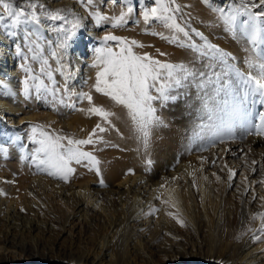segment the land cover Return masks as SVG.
<instances>
[{
	"label": "bare ground",
	"instance_id": "6f19581e",
	"mask_svg": "<svg viewBox=\"0 0 264 264\" xmlns=\"http://www.w3.org/2000/svg\"><path fill=\"white\" fill-rule=\"evenodd\" d=\"M180 1L189 16L210 22L207 26L197 20L193 26L210 44L229 53L227 62L204 48V42L191 41L200 51L187 48L186 52L174 42L148 40L147 54L165 63L183 64L197 73L172 90L170 94L177 96L174 102L163 108L155 105L164 123L152 127L147 156L143 157L147 165L151 158L156 160L153 169L144 172L137 160L139 152L136 156L133 145H125L124 160L112 163L104 176L101 173L107 185H94L92 179L65 185L58 177L39 173H26L16 180L10 168L14 163L4 161L7 153H24L28 138L33 139L22 126L30 118H19L23 80L15 49L22 43L24 31H31V17L43 20V32L58 48L54 55L63 60L58 86L65 85L70 94L76 93L89 73L84 48H92L88 39L96 34L94 14L76 0H0V264H264V221L253 219L264 213V183H260L264 180V136L257 135L255 127L240 124L234 127V138H225L223 143L213 135L233 95L242 98L247 88L229 66L247 75L252 70L249 62L264 60V32L253 42L251 29L244 23L247 15L237 16L232 25L222 18L219 9L231 15L230 9L242 10L241 0H200L205 8L199 0ZM245 2L259 4V0ZM5 3L13 12H25L18 24H13ZM33 4L34 8L28 7ZM262 10L264 6L251 8L254 16ZM52 13L68 18L71 24L78 22L86 38L72 36L71 46L63 47L62 25L49 21ZM259 23L264 27V17ZM245 111L251 114V125L264 124L259 115L264 113V103L258 96H247ZM114 113V123L119 120L117 124H121H112L119 128L115 129L117 134L122 128L119 132L123 136L134 135L130 120L116 110ZM95 118L94 122L72 117L45 119L51 127L81 135L95 128V123L101 124ZM119 157L116 160L122 159ZM128 164L135 168L127 169ZM26 166L29 172V163ZM230 169L236 173L231 180Z\"/></svg>",
	"mask_w": 264,
	"mask_h": 264
},
{
	"label": "rangeland",
	"instance_id": "374dc122",
	"mask_svg": "<svg viewBox=\"0 0 264 264\" xmlns=\"http://www.w3.org/2000/svg\"><path fill=\"white\" fill-rule=\"evenodd\" d=\"M60 1H66V0H60ZM76 1H78L82 5H85V8L87 10L91 9L92 13L94 14V26H95V33H96L94 35L95 37H90L88 39L89 41L88 43L92 46L91 50H88L87 47L84 48V51H85L84 58L89 59L88 66H87L89 73L87 77L84 78V81L82 84L83 87L81 86L82 88H80L81 89L80 91H84V92L78 91L79 93L71 92L70 94L69 93L70 91L65 87V85L58 86L59 83L56 80L59 79L60 76L62 78L63 60L57 59L56 55H54L58 53V48L55 49V46L53 45V43H51L52 42L51 37L47 38L46 33L43 32V31H46L45 30L46 28L42 26L44 21L41 20L40 18L38 19V21L34 19L33 20L34 22L32 20L31 21L29 20V26L32 29L30 32H27L26 30L24 31L23 36L21 38L22 43L19 42L20 44H18L15 49L16 55L18 57V62H19V67H18L19 74L23 80V82H21L20 84V92L23 94L24 99H23V105H21L22 109L19 111L20 112L19 118H22V117L30 118L29 121H26V122L23 121L22 126L25 127L24 133L28 132L29 136L32 135V138H33V139H31V137L28 138L29 142L26 144L24 148L25 154L23 152H20L18 155H16L15 153H7L6 155H9V156L4 157L5 159L4 161L8 163L9 162L14 163V165L10 166V168L12 167L11 168L12 169L11 171H13L12 176L16 180L22 179V177L25 176L26 173H28V175L31 174L32 176H36L37 173H39L40 175H43L44 177L48 175V171L43 166L37 167L39 164V162L37 161L38 157L36 158V160H33L34 159L33 157L36 155L34 154L36 153V149H34V147L37 145V147L35 148H38L39 146V144L34 139L38 140L40 138L39 132L41 130L49 135H60L64 137H71L73 139H86L88 136L87 134L92 132V130L94 129L93 127H91V129L88 128L84 130V133L82 132L81 135L80 134L76 135L74 133H71L69 130H66L64 127L57 128V129L54 128L53 126L51 127L50 123H48V121H46L45 119L48 116H51L53 118L63 121V120H69L70 117H72V118H79V119L85 120L86 122H94L93 119L96 120L95 116L90 115L88 114V112H86V110L90 107V105L86 99L81 98L82 93H88L89 95H91L93 97L94 105L100 106V107H106L105 105L108 104L109 107L111 108L107 109L106 107L107 110L113 109L112 110L113 113L116 110L119 114L121 113L120 116L122 115V116L127 117V115L125 114L126 113L125 109H123L121 106H116L114 102H112L108 97H105L102 94L95 92V89L93 87V85L95 84V80H96V72L98 70L96 67L93 66L96 62V56H97L96 49L112 48L114 51L119 50L117 41L105 42L104 41L105 36L111 34L113 36H117L119 38H122L128 41L135 40L138 44L144 45V47L138 48V47L133 46V52L136 53L137 55H143L145 53H148L146 52V47L148 45L147 43L149 42L148 40L154 39L155 41H159V42L163 41L164 44L166 41V43L168 44L171 42H169V40L161 39V35L169 37V38L175 35L176 41L178 42L175 41L174 45L178 46L180 50L187 52L188 50H190V48H192L190 47V45H193L191 41L195 40L199 43L204 42L200 36L195 35V33L197 32V28L193 26L194 22H197V20H199L198 23L203 22L206 25L208 24L207 26L211 25L209 21H202L199 16H195V15L193 16V14L189 16L188 13L186 12L189 10L185 6H183L184 3L181 2L180 0H175V4L180 6V11L183 13V15H181L182 13L180 11L175 12V13L169 12L168 15H174L176 17L177 23H179L180 26L183 27L186 32H188L189 35L187 37H184L183 34L181 33H175L174 31H171L168 28H166L164 26L165 22L162 19L157 20L155 18L150 17L148 22L145 23L143 12L147 11V9L148 11H150L152 8L156 7V0H91V2H89V0H76ZM164 2L167 4L168 0H164ZM199 3L202 7L205 8V6L201 3L200 0H199ZM129 8L133 10L131 12H128ZM18 9L21 10V8H18ZM184 9L185 10L187 9V10L185 11ZM98 10H101V11L98 12ZM97 12L99 13L100 16L107 17L108 19L98 20L96 16ZM121 12H124L126 14L125 22L117 24L114 22L113 18L119 17L121 15ZM177 13H181V14H177ZM49 21L55 22L56 26L59 24L62 25L60 34L62 35L63 42L65 43L63 44V47L64 45L71 46V44L73 43L71 42L72 36L80 37L79 39L86 38L85 33L82 32L81 30L80 24H79V27H73V23L71 24L69 19L66 17L60 16L59 19L50 18ZM154 33H156V35H154ZM201 36L203 37L204 35L201 34ZM203 38L205 39V37ZM61 47L62 46H60L59 48ZM59 72H61L62 74ZM105 101H106V104H105ZM119 109H122L124 112H122L121 110L119 111ZM74 115L75 116L77 115V116L75 117ZM113 118L112 117L110 118L111 123L117 124L119 120L114 123ZM121 120H124V118H121L120 121ZM101 124L102 126L106 128V131L103 133L98 132L97 135L102 138L103 142H97L95 145L82 146L84 151L91 152L96 157V159L99 161V164L97 165V167L99 166L98 167L99 175H97V172L95 171L96 169L90 170V166H88L87 161H83L81 162V164H76L73 162L71 167L74 169V172L71 174L68 181L65 182L64 180L62 179L60 180V178H58V180L63 181L65 185H70V184H75V183L78 184L79 182L83 183L86 181H91V179L95 181L94 185H107L106 182L102 179V177L107 173L108 170H110L109 168L112 166V163L114 164L116 162H121L120 160L122 161L124 160L123 155L125 156L127 153L125 145L127 146L133 145V148L136 149L135 155L138 152H139L138 155L140 154L139 156H142V154L145 153L143 154L142 157H139L136 155L138 157L137 160L139 159V162H140L138 163L139 165L142 166V169L144 170V172L146 171L148 172V170L153 169L156 163V160L154 158H151L150 163L152 165L150 163H149L150 165L146 164L148 161H146V159L143 157L147 156L146 155L147 146H145L143 142H142L143 144L140 143L142 139L138 135L137 132H135L134 135H130L132 133L131 132L128 134V136L124 133V136L126 135L124 138L123 133L119 132V131H122V128L118 130V134H117V130H115L118 127H121L118 125L120 123L117 124L118 127L113 125V127L111 128H109L108 125H103L102 121H101ZM96 125L97 123L94 124V127H96ZM33 127H37L35 138H34V134L32 131ZM113 133L115 135H113ZM116 135H118L119 137ZM135 135H137L138 138H140V140L136 138L137 136ZM117 137L118 139H121L119 140V142H118ZM127 138L128 139L130 138L129 141H127L128 140ZM133 138H135V140ZM136 139L139 141L138 143ZM132 140H134L133 144H131ZM120 142L121 144H123L124 142V146L121 145L122 146L121 147ZM127 142H130V143L127 144ZM33 143H35L36 145L35 144L33 145ZM62 143L66 145L67 140L62 141ZM139 143L141 146L139 145ZM137 145L140 148L142 147V150L145 148L144 151L145 150L146 151L145 152L142 151ZM120 148L123 151L125 149L126 151V152L124 151L125 154L122 152ZM32 149H34L35 151L34 150L31 151L32 152L31 153L30 150ZM138 149L140 151H138ZM115 150L117 152V155H116ZM120 150L121 152H119ZM19 155L22 157V159L23 158L24 159L22 160L21 157H19ZM118 155H120L121 157H119ZM30 156L31 158H29ZM118 157L122 159L116 160ZM20 159L21 161H23V163L20 161ZM38 159H40V157ZM113 160L114 162H112ZM16 161H19V163H17ZM26 162L29 163V167H30L29 172H26L28 168L24 169L26 164H28ZM144 164H146V166ZM134 166H132V164H128L127 169H130V168L134 169L135 168ZM124 167L126 168V166ZM101 173L103 174V176L101 175ZM47 177H51V176L48 175ZM53 178L57 179V177L55 176H53ZM101 180L103 181V184L100 183ZM47 264H62V263L50 262ZM198 264H205V263L199 262Z\"/></svg>",
	"mask_w": 264,
	"mask_h": 264
},
{
	"label": "snow or ice",
	"instance_id": "6c2138e0",
	"mask_svg": "<svg viewBox=\"0 0 264 264\" xmlns=\"http://www.w3.org/2000/svg\"><path fill=\"white\" fill-rule=\"evenodd\" d=\"M241 3L242 10L230 9L232 12L231 15H225L223 9H219V11L221 12L222 18L229 25L235 23L237 16L247 15L248 20L244 23L251 29V40L256 42L260 34L264 32V27L259 23L260 18L264 17V10L254 16L251 8L264 6V0H259V4L253 3L251 6L245 0H241ZM3 7L8 12V15L13 17V24H18L20 18L25 16V12L23 11L13 12L11 10L12 6L8 3H5ZM28 7L34 8L35 5H28ZM131 11L132 9L129 8L128 12ZM179 11L180 6L175 4V0H168L167 4L164 0H156V7L144 12V21L147 23L150 17L157 20L162 19L165 22L164 26L166 28L187 37L189 35L188 32L177 23L176 17L174 15H168L169 12L175 13ZM50 15L52 19L60 18L59 13H52ZM125 15L124 12H121L119 17L113 18L114 22L117 24L125 22ZM96 16L98 20L108 19L107 17L100 16L99 13ZM31 18L35 19V16L33 15ZM73 27H79V23H73ZM195 35L200 36L204 40V48L208 49L209 52L213 53L221 61L227 62L229 53L210 44L199 32H196ZM161 39L175 42L176 36L173 35L169 38L161 35ZM104 41H117L119 50L114 51L112 48L96 49V62L93 65L98 69L95 84L93 85L95 92L108 97L116 106H121L126 110V115L133 129L142 138L145 146H147L152 127L164 123L162 118L157 115L155 105L159 103V106L163 108L169 101L174 102L177 96L170 94L172 90L181 87L182 82L188 80L190 77L195 78L197 73L183 64L165 63L153 58L147 53L137 55L133 52V46L142 48L144 45L138 44L135 40L128 41L109 34L104 37ZM190 47L195 51H200L194 44L190 45ZM160 55L165 54L160 53ZM249 67L252 70L245 75L233 66H229L240 77L247 88L245 89L244 97L238 98L237 95H233V102L227 106L224 117L214 126L213 135L221 143L224 142L225 138H234L233 130L237 124H240L242 127L247 125L249 129L255 127L256 134L264 136V124L251 125L248 119L251 114L245 111L247 96L249 94L258 96L259 101L264 103V60L259 64L249 62ZM81 98L86 99L90 105L87 109L88 114L98 117L103 122V125H108L109 128L113 127L110 118L115 113L106 110L104 107L94 105L93 97L88 93H82ZM259 115L264 120V113H260ZM32 131L35 138L37 127H33ZM105 131L106 128L98 123L86 139H73L60 135H49L41 130L39 132L40 138L36 140L39 147L36 149V155L33 158L40 157L38 167L43 166L48 171V175L58 177L65 182L68 181L74 172V169L71 167L73 162L81 164V162L87 161L90 170L96 169L97 175H99V168L97 167L99 161L91 152L84 151L82 146L95 145L97 142H103L97 133H103ZM249 134H251L250 130ZM64 140H67L66 145L62 143ZM235 175L236 173L230 169L229 180ZM100 183L103 184V181L101 180ZM260 183H264V180L260 181ZM173 218L176 219L178 224L183 226V222L179 218ZM257 218L264 221V213L253 216L254 220ZM261 232H264V223L261 225Z\"/></svg>",
	"mask_w": 264,
	"mask_h": 264
}]
</instances>
